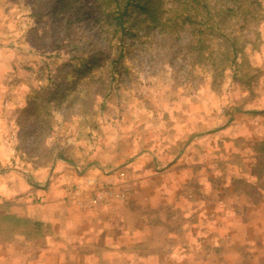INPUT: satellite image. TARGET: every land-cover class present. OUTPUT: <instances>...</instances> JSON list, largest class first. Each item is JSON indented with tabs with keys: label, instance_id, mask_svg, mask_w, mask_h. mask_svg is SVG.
Listing matches in <instances>:
<instances>
[{
	"label": "rangeland",
	"instance_id": "obj_1",
	"mask_svg": "<svg viewBox=\"0 0 264 264\" xmlns=\"http://www.w3.org/2000/svg\"><path fill=\"white\" fill-rule=\"evenodd\" d=\"M205 1L209 22L228 16L235 57L209 27L182 23L178 0L156 3L160 26L131 12L127 33L108 0H0V90L18 165L121 170L136 179L129 195L146 204L147 232L182 244L206 235L201 207L212 217L223 199L264 188V0ZM242 14L254 17L240 31ZM6 224L0 264H45L35 225ZM216 233L206 235L209 264Z\"/></svg>",
	"mask_w": 264,
	"mask_h": 264
},
{
	"label": "crops",
	"instance_id": "obj_2",
	"mask_svg": "<svg viewBox=\"0 0 264 264\" xmlns=\"http://www.w3.org/2000/svg\"><path fill=\"white\" fill-rule=\"evenodd\" d=\"M6 95L0 90V207L25 217L40 231L39 253L45 264H209L214 254L206 235L214 230L216 264H264V188L253 190L248 200L223 199L212 217L210 205L201 207L200 227L207 232L201 242L194 234L186 244L173 233L166 239L151 235L146 204L134 191L123 203L87 208L81 205L83 195L69 188L79 178L74 163L57 159L48 168L19 166L7 144ZM99 171L91 166L86 172L97 175ZM135 181L128 180L132 190ZM161 214L158 224L167 223Z\"/></svg>",
	"mask_w": 264,
	"mask_h": 264
},
{
	"label": "trees",
	"instance_id": "obj_3",
	"mask_svg": "<svg viewBox=\"0 0 264 264\" xmlns=\"http://www.w3.org/2000/svg\"><path fill=\"white\" fill-rule=\"evenodd\" d=\"M158 1L159 0H108L115 29L121 33L124 31H126L124 33L132 31L126 24H128L129 21L128 16H130L133 11L145 15L147 22L150 24L154 23L157 26L162 25L163 22H161L162 19L156 5ZM247 4L246 8L254 6L253 3L250 2ZM256 5L259 8L260 2H257ZM202 8L207 13L210 11L205 0H178V10L180 11L181 22L195 26H203L201 30H203L204 27H209L214 36L217 38L220 37L224 57H229V55L235 57L237 53L240 52V50H237V40H234L236 37L233 39L229 34L223 32L224 24H226L228 16L222 20H214L212 23V21L209 22L206 19L207 16L205 12L203 16V13L199 11ZM239 9H241L240 6ZM253 17L254 16L251 14H242V16H240V24L238 22V29H240V31L245 29L248 26V20L253 19ZM198 30L200 31V28H198ZM0 221H4V223L7 222V231L10 232L16 231L14 226H22V228H26L29 223L25 217L17 215L9 208L2 207H0Z\"/></svg>",
	"mask_w": 264,
	"mask_h": 264
},
{
	"label": "built area",
	"instance_id": "obj_4",
	"mask_svg": "<svg viewBox=\"0 0 264 264\" xmlns=\"http://www.w3.org/2000/svg\"><path fill=\"white\" fill-rule=\"evenodd\" d=\"M78 180L69 188L83 195L81 205L97 208L105 204L123 203L129 195V185L125 182L124 172L116 169H100L99 175L85 173L76 167Z\"/></svg>",
	"mask_w": 264,
	"mask_h": 264
}]
</instances>
